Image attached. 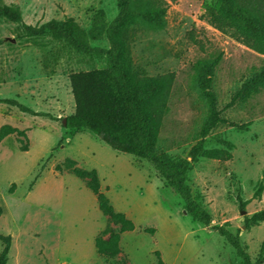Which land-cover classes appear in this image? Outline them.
Here are the masks:
<instances>
[{
	"label": "rangeland",
	"instance_id": "rangeland-1",
	"mask_svg": "<svg viewBox=\"0 0 264 264\" xmlns=\"http://www.w3.org/2000/svg\"><path fill=\"white\" fill-rule=\"evenodd\" d=\"M163 1L166 28L134 29L133 57L150 76H174L161 144L173 157L186 158L207 113L195 81V63L221 55L217 89L225 102L250 68L264 66V56L210 23L206 14L210 0ZM10 3L19 6L24 22L34 27L73 17L90 31L99 10L106 13L108 22L119 13L118 0H0V4ZM16 27L0 18V99H14L58 118L72 115L75 102L69 74L105 68L104 55L98 52L80 63L61 54L57 58L54 43L17 39ZM91 45L109 48L103 35L91 40ZM232 117L251 121L249 130L227 127L207 139L209 149L224 148L219 139L233 143L232 158H202L190 172L194 194L202 195L213 217L204 226L185 213L183 200L148 162L114 151L88 130L67 135L61 121L34 117L0 103V128L11 125L26 130L28 137L19 143L14 134L0 143V234L12 236L8 264H157L156 252L164 264H242L214 230L226 223L233 233H240L257 262L264 244V223L247 230L244 217L264 209V194L261 200L254 199L259 182H264V92ZM25 143L29 150L22 152L20 146ZM66 159L77 161L83 169L97 170L102 192L136 226L122 234V253L114 261L107 262L95 245L108 224L95 194L74 174L55 170ZM238 195L248 202L243 210Z\"/></svg>",
	"mask_w": 264,
	"mask_h": 264
},
{
	"label": "trees",
	"instance_id": "trees-1",
	"mask_svg": "<svg viewBox=\"0 0 264 264\" xmlns=\"http://www.w3.org/2000/svg\"><path fill=\"white\" fill-rule=\"evenodd\" d=\"M119 13L111 22L99 10L90 31L83 29L75 18L51 20L40 27L24 22L22 11L14 3L0 4V18L14 23L17 39H29L37 44L54 43L57 58L70 57L76 62L93 58L102 53L106 67L102 69L74 71L69 74L70 86L75 102V112L64 118L46 112H37L14 99H0L16 107L22 113L61 121L67 135H76L85 130L100 138L114 151L129 154L152 165L155 172L180 196L184 210L195 221L209 226L212 215L207 211L201 194H194L190 185L193 165L202 158L229 161L235 145L219 139L224 148L207 147V139L219 135L227 127L248 131L251 121L239 122L232 113L243 109L258 94L264 92V66L250 68L235 84L227 100L220 99L217 89L218 67L221 55L199 60L195 63V81L206 103L207 113L195 135L196 144L186 158H175L161 144L164 118L169 112L170 94L174 84L172 74L150 76L145 69L135 64L132 48V31L146 28L154 31L167 26V7L163 0H118ZM210 23L219 31L264 56V0H210L206 5ZM105 36L108 49L93 47L91 40ZM16 135L19 143L27 141L26 130L11 125L0 128V143L10 135ZM218 143V144H219ZM28 151L27 143L20 146ZM57 172L68 171L83 180L95 194L100 211L107 217L108 224L95 239L97 252L107 262L116 260L122 253L121 236L134 231V222L125 214L117 212L109 197L101 190L97 170H86L73 159L57 165ZM264 182L261 181L254 199L261 200ZM241 209L248 202L238 195ZM3 209L0 207V217ZM264 223V209L244 217L247 230ZM112 226H118L115 231ZM230 223L214 228L235 250L242 264H264V244L254 262L248 247L242 242L240 233L229 230ZM146 232L154 234L153 229ZM2 250L0 264H8L12 246L11 235H1ZM157 264H164L160 252H156Z\"/></svg>",
	"mask_w": 264,
	"mask_h": 264
},
{
	"label": "water",
	"instance_id": "water-1",
	"mask_svg": "<svg viewBox=\"0 0 264 264\" xmlns=\"http://www.w3.org/2000/svg\"><path fill=\"white\" fill-rule=\"evenodd\" d=\"M64 124H66V118H64ZM185 213H187V211L185 212ZM242 213H246L245 211H243Z\"/></svg>",
	"mask_w": 264,
	"mask_h": 264
}]
</instances>
